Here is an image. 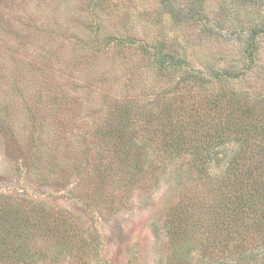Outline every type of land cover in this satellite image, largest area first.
I'll return each mask as SVG.
<instances>
[{
	"label": "rangeland",
	"instance_id": "374dc122",
	"mask_svg": "<svg viewBox=\"0 0 264 264\" xmlns=\"http://www.w3.org/2000/svg\"><path fill=\"white\" fill-rule=\"evenodd\" d=\"M166 1L0 0V264H264L261 216L210 222L234 218L214 189L246 143L199 170L165 113L197 136L241 106L264 117V0ZM170 54L201 83L159 69ZM213 94L221 111L190 110ZM258 149L244 163L264 174Z\"/></svg>",
	"mask_w": 264,
	"mask_h": 264
},
{
	"label": "trees",
	"instance_id": "16d2710c",
	"mask_svg": "<svg viewBox=\"0 0 264 264\" xmlns=\"http://www.w3.org/2000/svg\"><path fill=\"white\" fill-rule=\"evenodd\" d=\"M166 3H168L165 0ZM190 16L197 18L198 17V10H195L190 8ZM194 10V11H193ZM200 16V15H199ZM261 32L259 29H254L252 31V36L250 41L253 42L255 37ZM174 56L167 55V56H160L155 57L153 60L156 62V66L159 69L167 70L170 68H178L183 69L186 75L188 77H192L195 79V82L192 84H195L197 82L201 83V79L205 77V74L203 71L192 69L190 64L185 61L184 59L174 60ZM228 72V71H227ZM218 76L216 78H220L219 72H217ZM228 74H233L232 72H229ZM234 76V75H233ZM191 78V79H192ZM201 85V84H200ZM210 98H207L205 100L210 101L209 105H204L201 108V105H199L196 109L190 108V110H194L195 112H199L201 109H203L204 113H211L214 109L218 112L221 111L218 109V103L217 101H222V97L220 95H211ZM215 97V99L213 98ZM215 101V102H212ZM212 105V107L210 106ZM166 109L167 113V119L168 121L173 123L175 135L171 136V138L174 139L176 144L178 145V149H184L188 148L189 154L191 156H194L193 158V167L204 171L206 168L203 166L205 164L211 163L212 158L214 154H218L216 149L220 147V145H224L227 143V141L234 142L235 144L239 143L242 147V144L246 143L247 146L246 150H239L238 157H234L231 161L230 166L226 169V172L223 173L221 176L222 178L219 179V183L217 184L214 191H220L222 194L227 195L228 191L232 195L233 201H231L232 204H234V210L233 214L234 218H231L230 215L229 218H224V216L220 217L219 215H215L212 221H210L215 227H220L221 225L225 226L226 228L232 229L233 231L237 230L238 227L242 226L245 222V215L246 212L248 213H254L255 219L258 216H261L260 219H264V174L263 170L260 169L259 163L255 165V163L252 161L250 162V166L246 167L247 163H244L246 159V152L250 150V153L248 154V158L253 160L256 152L259 151L258 148L263 147L264 143V117H262V114H258L256 108L254 106H250L248 108L242 109L241 107L238 108V114H236L235 122L232 120H228L223 124V127H221L220 122L219 126H216V128H212L211 126L208 127V129L198 136L196 135V131L199 130L197 125H200V129H202L204 121L200 122V119H195L192 124H188V122L185 120V116H181V113L173 106ZM187 106L182 107L185 108ZM175 109V114H173V111ZM213 109V110H212ZM211 110V111H210ZM241 110V111H240ZM188 111L185 110V113ZM192 116V115H190ZM176 120L174 121L173 119ZM248 117V118H246ZM243 118V119H241ZM237 120V121H236ZM245 121L244 122H240ZM255 135V137H258L259 140L254 145L249 142L248 140H252V137ZM244 151V152H243ZM220 154V153H219ZM242 158V159H239ZM230 195V196H231ZM228 201L230 200V197L227 196ZM227 203V199L225 201ZM240 212H245L242 215ZM180 215V214H179ZM192 215V214H191ZM240 217H236L239 216ZM236 217V218H235ZM194 218V217H193ZM259 226H263L264 222L260 223L258 222ZM230 232H227L229 234ZM234 233H231L232 235ZM220 234H213V239H220L225 240L219 237ZM226 236V233L224 234ZM239 246L237 249L239 250ZM191 249L184 251L181 250L180 254H183L184 256L188 257ZM213 253V252H212Z\"/></svg>",
	"mask_w": 264,
	"mask_h": 264
}]
</instances>
